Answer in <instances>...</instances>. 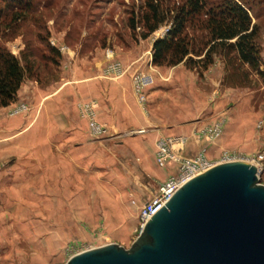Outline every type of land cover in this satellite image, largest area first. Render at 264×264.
Wrapping results in <instances>:
<instances>
[{
    "label": "rangeland",
    "instance_id": "374dc122",
    "mask_svg": "<svg viewBox=\"0 0 264 264\" xmlns=\"http://www.w3.org/2000/svg\"><path fill=\"white\" fill-rule=\"evenodd\" d=\"M182 1L162 0L170 8ZM244 1L259 28V69L264 72V0ZM28 2L25 8L5 9L0 19V46L20 58L25 70L21 83L29 78L38 92L52 90L63 74L76 67L99 68L106 78L126 74L140 104L146 103L148 88L158 85L162 101H157L165 108L182 104L186 115L193 111L196 86V104L202 106L198 120L204 123L200 137L205 143L222 141L221 146L211 142L210 152L202 143L206 156L218 161L226 151L250 161L261 153L257 165L264 185V76L241 64L233 52L214 54L213 62L201 71L183 62L152 63L150 44L170 22L141 38V28L138 24L130 28L128 18L144 9V0ZM135 72L152 76L143 102L132 90ZM176 99L184 102L178 104ZM43 103L17 98L16 92L12 102L0 106V264H63L69 255L104 243L128 247L141 228L138 208L165 179L150 175L146 159L132 149L143 144L133 142L143 129L130 128L109 138L107 126L97 118V100L79 97L69 119L83 123L95 143L80 152L73 153L72 144L59 151L58 120H47ZM230 104L237 109L228 122ZM92 122L100 127L96 132ZM213 127L219 130L215 136L209 130ZM146 142L150 150V140Z\"/></svg>",
    "mask_w": 264,
    "mask_h": 264
},
{
    "label": "water",
    "instance_id": "95a60500",
    "mask_svg": "<svg viewBox=\"0 0 264 264\" xmlns=\"http://www.w3.org/2000/svg\"><path fill=\"white\" fill-rule=\"evenodd\" d=\"M245 159L219 161L181 184L128 247L77 251L63 264H264V185Z\"/></svg>",
    "mask_w": 264,
    "mask_h": 264
},
{
    "label": "crops",
    "instance_id": "0c3cea01",
    "mask_svg": "<svg viewBox=\"0 0 264 264\" xmlns=\"http://www.w3.org/2000/svg\"><path fill=\"white\" fill-rule=\"evenodd\" d=\"M177 84L181 85L179 81H177ZM56 88L57 91H55ZM55 89L41 90V92H38L37 87L27 78L21 83L17 91V98L23 96L36 103L37 101L38 103L39 101L40 103L44 102L42 109L46 107L44 110L47 112V120L50 117L58 120L59 151L64 150L65 152L67 144H72L73 153L80 152L82 148H90L91 144L95 143L92 136L86 133L87 131L83 123L80 124V122L78 123L79 120L69 119L71 118V113L73 115L75 114L72 103L74 99L79 97H90L97 100L98 104L95 108L97 118L107 126L108 134L106 136L109 138H114L113 136L130 128L143 129L142 133L140 132V136H135L138 141L133 140V142H143L144 145L139 143L137 147L132 146V149L146 159L147 166L150 168L148 170L150 175L161 178L164 176L163 178H166V175L173 173L177 166L176 161L173 159H168L165 165L161 167L154 164L155 161L152 151L154 149L153 141H155L156 137L187 135L188 139L183 144L174 143L172 146L174 152L181 156L193 155L200 145L205 143L202 141V138L194 136V132L204 125V123L201 124V120H198L202 106L196 104L198 102V98L196 97L198 88L196 86L193 87L192 93L194 108L187 115L182 104L180 105L181 107L176 105L173 108H165L166 105L161 103L162 99L159 94L161 88L156 84L148 88L146 103H137L130 89L129 77L126 74L115 79L106 78L100 74L99 68L93 69L92 67V69L90 68L84 71L76 67L66 72V74H63V77H60ZM158 99L161 101L158 102ZM175 101L178 104L184 102L182 99H176ZM236 106L235 104L228 105V112H226L228 122L233 117L235 118ZM33 110L28 112L27 118L30 114H34ZM55 111L56 114L53 115ZM25 123L28 126L31 120ZM48 125L50 126V124H47V127ZM145 129L148 132L153 131L151 136H148L149 134L144 132ZM148 140H150L152 146L150 150L145 144ZM211 142L218 143V146H221L222 141L220 142L219 139L215 142L207 141L205 146H207L209 152L210 149H213ZM124 143L129 144V141L124 140Z\"/></svg>",
    "mask_w": 264,
    "mask_h": 264
},
{
    "label": "trees",
    "instance_id": "16d2710c",
    "mask_svg": "<svg viewBox=\"0 0 264 264\" xmlns=\"http://www.w3.org/2000/svg\"><path fill=\"white\" fill-rule=\"evenodd\" d=\"M3 1L0 19L5 9L25 8L29 3L28 0ZM245 2L219 0L208 4L206 0H183L170 8L162 0H144V9L129 16L128 26L134 29L138 24L139 36L145 38L161 24L170 22L164 34L152 42L151 61L154 64L183 62L189 67L196 65L201 71L213 62L214 54L233 52L241 64L263 77L264 72L259 69L262 65L259 28L252 21ZM24 71L20 58L0 46V106L14 100Z\"/></svg>",
    "mask_w": 264,
    "mask_h": 264
},
{
    "label": "built area",
    "instance_id": "2783aa9c",
    "mask_svg": "<svg viewBox=\"0 0 264 264\" xmlns=\"http://www.w3.org/2000/svg\"><path fill=\"white\" fill-rule=\"evenodd\" d=\"M117 68L119 65L115 63ZM113 69V68H112ZM152 83V76L150 74L135 72L132 75V90L136 95L138 100L143 102L145 100V88L150 86ZM91 127L96 132L99 130V126L96 123H91ZM99 127V128H98ZM211 135L215 136L218 133V128H210ZM102 131H104L102 129ZM200 129L194 132V136L201 138L202 134ZM208 134V137H212ZM206 136V135H205ZM204 137V136H203ZM188 139L187 135H177V136H159L156 139L154 159L158 166H164L168 159H173L176 161L177 166L173 173L169 174L164 180L158 183L155 192L146 199L138 208V219L140 227L144 222L155 213L160 206L171 196V194L186 180L194 176L195 174L207 169L212 164L235 159L234 155L223 151L221 159L218 161H213L206 156V147L200 146L198 150L190 156H181L174 152L173 144L181 143L183 144ZM262 158V154H256V158H251L250 161L258 163ZM259 168V166L257 165Z\"/></svg>",
    "mask_w": 264,
    "mask_h": 264
},
{
    "label": "bare ground",
    "instance_id": "6f19581e",
    "mask_svg": "<svg viewBox=\"0 0 264 264\" xmlns=\"http://www.w3.org/2000/svg\"><path fill=\"white\" fill-rule=\"evenodd\" d=\"M256 164V163H255Z\"/></svg>",
    "mask_w": 264,
    "mask_h": 264
}]
</instances>
